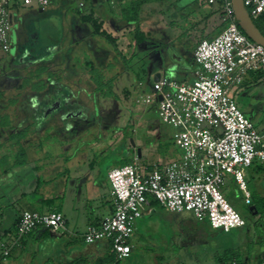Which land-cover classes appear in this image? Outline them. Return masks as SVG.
Instances as JSON below:
<instances>
[{
	"label": "rangeland",
	"instance_id": "1",
	"mask_svg": "<svg viewBox=\"0 0 264 264\" xmlns=\"http://www.w3.org/2000/svg\"><path fill=\"white\" fill-rule=\"evenodd\" d=\"M64 2L56 0L46 12H42L37 4H34L38 11L27 22V29L29 34L37 36L35 43L38 49L55 45V36L51 34H58L60 42L70 43L59 50L55 58H60L61 53L68 56L67 66L66 62L61 65L63 68L67 67L70 77L67 80L69 87L63 90V95L71 99L69 101L75 105L73 108L80 109L84 117H65L72 111L71 107L65 106L53 111L48 118L41 116L31 104V97L44 98L45 88L48 89L50 83L56 84L62 80V74L44 77L41 68L35 69L30 71L28 85H19V82L25 80H15L13 76L25 71H22L21 67L6 71L3 68V58L6 54L0 50V72H4L0 75V108L1 113L9 117L12 126L8 131L4 128L0 130V144L3 146L0 153L9 155L3 166L7 165L6 169L9 168L10 173H16L25 179L40 178L41 182H44V188L50 187L51 192L60 195L59 199L54 200L52 208L68 218L70 228L67 226V230H72L75 229L76 221L85 220L87 212L97 214L100 211L105 189L101 184L93 189L92 196L89 197L90 185L103 178L109 181L108 174L111 169L135 161L134 148L129 146L132 137L135 138L140 133L144 142L159 154L164 153L159 146H166L168 153L165 155L168 161L179 157L171 135L167 134L164 142L154 139L156 130H161L162 127L170 129L171 132L172 130L163 125L156 106L144 105L143 99L148 95H155L156 72L164 73L175 80L181 79L179 71L185 60L190 58L193 45L198 42L194 26L201 24L200 19L213 15L205 25H222L223 18L219 0L214 4H210L209 0H147L140 5L137 14L131 12V17L137 16V20L132 18L128 22L135 29L139 27V30H134L131 37L118 40L117 48L101 36H94V41L93 38L86 41L77 40L76 45H71L76 26L83 25L80 21L81 15L90 13L92 3L91 0ZM81 3L84 6L81 7ZM103 6V10L108 13L110 4L106 2ZM114 10H117V7ZM48 25L56 28L60 25L61 31L48 28ZM260 26L264 31V23ZM224 27L223 25L221 31ZM141 33L145 38L138 42L135 35L141 38ZM92 43L95 44L96 50L92 49ZM30 50L34 52V48ZM95 51L101 53L100 58L105 55L108 57V51H111L112 54L109 55L113 63L108 73L113 77L106 78L99 69V64L95 62ZM91 61L98 66H94V76L99 83L88 77L91 71V64L88 62ZM73 64L79 73L78 77H72L75 71ZM104 70L107 72L108 69L105 67ZM114 71L117 72L115 77ZM251 74L258 75L259 79L263 76V73L251 72L246 77ZM245 78L242 85L234 89L232 97L241 109L247 105L261 113L260 119L252 122L259 133H264V84H256L254 80L244 83ZM40 84L43 87H39ZM41 113L44 111L41 110ZM26 127H29L26 133L12 136L13 140L2 143L12 132L19 133ZM142 151L143 157L139 158V162L145 166L147 154L145 150ZM16 161H24L27 164L32 162V165L22 168L18 174L19 169H12V163L14 165ZM263 165V162L257 161L246 179L253 202L256 197H264ZM16 180L17 177L14 181ZM9 186L11 193L16 186ZM221 192L247 224L241 230H234L232 237L242 252L247 249L251 252L254 246L259 247L261 241L264 242V219L252 213L251 207L254 204L246 203L244 193L232 176L226 175L225 186L221 188ZM109 197L111 196H105ZM259 224L261 227L256 226ZM86 228V225H82L79 230L84 232ZM143 257L144 259L136 258L134 264H150L149 260L154 256L147 254ZM125 261L130 262L125 259L121 264ZM240 262H245L244 258ZM247 264H255V258L252 256Z\"/></svg>",
	"mask_w": 264,
	"mask_h": 264
},
{
	"label": "built area",
	"instance_id": "2",
	"mask_svg": "<svg viewBox=\"0 0 264 264\" xmlns=\"http://www.w3.org/2000/svg\"><path fill=\"white\" fill-rule=\"evenodd\" d=\"M219 1L226 25L217 36L197 46L195 81L180 82L163 75L154 82L155 95L143 99L144 105L157 107L161 122L173 130L179 157L150 169L136 156L132 164L109 171L114 211L98 225H89L83 235L87 244L109 241L116 260L105 264H121L130 257L136 220L152 200L172 213H191L197 221L209 222L214 230L230 232L246 226L221 188L230 175L246 203H252L247 170L257 161L264 162V133H259L242 113L232 92L251 72L263 73L260 81L264 84V47L240 29L231 0ZM52 2L0 0L1 49L8 53L12 47V10L37 4L44 12ZM243 2L252 19H264V0ZM41 227L63 233L67 221L56 211L24 212L17 225V238ZM8 255L6 249L4 256ZM231 264L246 263L235 260Z\"/></svg>",
	"mask_w": 264,
	"mask_h": 264
},
{
	"label": "crops",
	"instance_id": "3",
	"mask_svg": "<svg viewBox=\"0 0 264 264\" xmlns=\"http://www.w3.org/2000/svg\"><path fill=\"white\" fill-rule=\"evenodd\" d=\"M55 1L56 0H53L49 7H51ZM138 1L140 0H114L112 4L111 0H91L92 9L90 13H93L97 19L102 21L107 32L112 34L115 38L118 40L126 39L131 37L132 32L136 30L133 25L128 24L130 21L126 18V10L131 9ZM106 2L110 4L108 13L103 10V5ZM35 6L34 4L29 7L21 6L12 10V47L10 51L6 53L0 46V50L6 54V57L3 58V68L7 71L21 67L22 71L25 72L22 74H14L13 77L15 80H25V82L30 77V71H34L35 69L40 70L41 68L43 71L42 76L44 77H48V75L55 76L57 73H61L63 79L56 84L50 83L48 89L45 88V92H43L44 98L38 99L36 96L31 97V100H33L31 104L34 106V109L38 110L40 115L45 118H48L53 111L59 110L63 106L66 108L71 107L70 109L72 110L70 115L65 114V117L68 118L73 116L83 118L84 113L80 109H74L73 107L75 105L73 106L71 104L72 102L69 101L71 99L68 97L65 98L63 95V92L69 87V81L67 80L70 77L67 67L63 68L61 65L66 62L65 65L67 66L68 56H63L61 53L62 56L59 55L60 58H55L57 52L62 48L64 49L70 43L68 41L60 42L58 34H51V36H55V45L49 48L41 47L38 49L35 43L37 36L35 34H29L27 29V22L32 19L38 11L36 8L37 6ZM115 7H117V10H114ZM211 16L213 15H207L200 19L201 24L194 26V33L197 35L198 42L193 45L190 58L185 60V63L182 65L179 71L182 76L180 80L176 79L177 81L186 83H193L195 81V73L199 69V66L194 62V52L197 46L204 39H212L217 36L223 27V25H205L207 21L209 22ZM80 21L82 22V20ZM82 24L83 25L76 26V33L74 34L73 43L71 45H76V43H78L77 40L86 41L92 40L91 38H93L92 41H94V35L92 34L93 27L83 22ZM59 26L60 25L56 28L53 25H48V28L52 27L53 30L61 31ZM91 46L92 49H95V44L92 43ZM128 46H131V44H128ZM33 48L34 52L30 50ZM98 53L95 62L99 64V69H101L106 78L113 77V75L108 73L113 63L110 60L111 55H109L112 54L111 51H108V57L105 55L104 58H100L101 53ZM91 62L93 63V61ZM95 62L93 65L98 67ZM72 67L74 68L75 65L73 64ZM105 67L108 69L107 72L104 70ZM59 68L61 70H59ZM74 69L75 71H73L72 77H78L79 73L76 68ZM2 74H4V72L1 70L0 75ZM157 74H160V77L163 75L166 76L159 71L156 72L155 76ZM116 75L117 72L114 71V77ZM257 76L258 75H249L245 78L244 83L248 81L252 82L253 80L256 84L260 83L261 78L259 79ZM88 77L91 79L90 73ZM19 83V85H22L24 82ZM39 87H42L41 84ZM41 110L42 112L44 111V113H41ZM241 111L251 121L256 122V120L260 119L261 113L256 108L245 105L244 109H241ZM142 126L147 128L145 125ZM170 132V129L166 130L162 127L161 130L155 131L154 139L164 142L167 134L171 135V139H173V130L171 133ZM133 134H135V130ZM6 141H11L10 135L7 136V139H3L2 143H6ZM123 141L124 139L122 137V142ZM129 146L134 148L133 153L140 159L143 157L142 150H145L147 154L145 166L150 169L168 162L167 155H165L168 153L167 147L160 145V150L164 153L159 154L155 152L154 149L149 147L148 143L144 142L140 133H138L135 138H131ZM139 149L141 151L140 154L138 153ZM1 156L2 154L0 153V157ZM31 163H24L23 165L12 167V169H19V174L22 168L31 166ZM254 164L247 170L246 179L250 176ZM6 167L7 165H5L3 170L0 169V264H105L110 262L109 259L112 251L109 241L102 240L93 244H87L83 239L84 232L87 228L84 232L79 230V227L82 225H86V227L89 225H98L104 218L112 215L114 211L112 197L105 198L106 195L111 196V186L108 180L105 178L101 181L95 180L93 184L90 185L89 197L92 196V191L97 186L102 184V188L105 189V195L101 198L100 211L97 214H95V212H87L84 218L85 220L76 221L74 223L75 229H69L63 233H54L49 229L41 227L18 239L15 229L22 214L24 212L47 213L54 211L52 206L45 205L43 200H56L59 199L60 195L51 192L52 189L50 187L44 188V182H41L40 178H21L17 176L16 173H14L15 175L10 173L11 170L9 171V168L6 169ZM16 177L17 183L14 181ZM18 179L20 183H18ZM12 184L16 187L13 189L11 188L13 192L10 193L9 185ZM186 213H172L167 211L155 200H152L150 205L143 207V215L140 219L136 220L135 231L131 239L132 252L130 257L126 259L130 260V262L125 261L124 264H134L136 258L144 259L143 255L147 254L154 256L149 260L150 264H218V256L224 251L234 248L242 252L240 246L237 245L234 239L230 242L229 235H232L234 230L230 232L214 230L209 222H199L192 214L190 215V213H188L189 215H186ZM62 215L64 216L63 213ZM65 218L67 226L70 228L69 220L66 216ZM243 228L235 230H241ZM252 243L255 245L254 242ZM6 249H9L8 256H4ZM248 252V249L242 252L244 263L247 264L253 256L255 258V264H260V262L264 261V242L261 241L259 247L254 246L249 254Z\"/></svg>",
	"mask_w": 264,
	"mask_h": 264
},
{
	"label": "trees",
	"instance_id": "4",
	"mask_svg": "<svg viewBox=\"0 0 264 264\" xmlns=\"http://www.w3.org/2000/svg\"><path fill=\"white\" fill-rule=\"evenodd\" d=\"M146 1L147 0H140L137 3H135V5H133L131 7V9L126 10V13H127L126 14V18L129 21H131L132 18L135 19V20H137V16H136V18L135 17H131V12L132 13L134 12V14H137V11H138L140 5L143 4ZM219 3H220V1H219ZM220 5H221V3H220ZM221 9H222V7H221ZM223 15H224L223 10H221V16L223 17ZM81 20H82L83 23L90 24L93 27V33L92 34L94 36L104 37L106 39V41H108L109 43H111L115 48L118 47V39L115 38L109 32H107V30L104 28V23L102 21H100L99 19H97L94 16L93 13H89V14L82 15ZM253 21H254L255 25L260 29V31L264 34V31L262 30V28L260 26L262 23H264V19L258 18V19H253ZM222 25L225 26L226 23H223ZM138 30H139V27H137V29L135 31H138ZM135 36L137 37L138 42H140L141 40H143L145 38V36L143 34H142V37L141 38H139L137 36V34ZM118 54H120V53H118ZM88 64H91V71H90L91 79H93V81L95 80L97 82V77L94 76V72H95L94 65H93L92 62H88ZM97 83H99V82H97ZM23 84L28 85V80L26 82H24ZM1 95L2 94L0 93V98H1ZM2 128H4V129L7 130L8 128L9 129L12 128V126H10V120H9V117L7 116V114H2L1 113V110H0V130ZM28 128L29 127L24 128V130L20 131L19 133L12 132L10 136L12 137V136H15V135L24 134V133L27 132ZM11 140H12V138H11ZM1 148H2V145H0V149ZM23 155H25V154H23ZM8 158H9V155H6V154H3L0 157V169L3 170V168H4V166H3L4 165V161L7 160ZM24 163H25L24 161L23 162L22 161H20V162L19 161H16L14 163L13 167L14 166L23 165ZM263 168H264V165H263ZM53 202H54V199L43 200V203L45 205H47V206H52ZM252 204H254V206L256 207V208H254L252 210V213L254 214L255 211H257V214L256 215H258L260 218H263L264 219V197H256L254 199V202H252ZM56 212H58V211H56ZM246 226H247V224H246ZM256 226L259 227L260 224L259 225H256ZM15 230L17 231V227H16ZM229 239H230V242L233 240L232 235H229ZM250 243L253 244L252 242H250ZM248 254H249V252H248ZM109 260H110V262L115 261L116 260V255H114L112 253ZM235 260L236 261H239V262L242 261L243 260V253L237 251L234 248H230L229 250L224 251L222 254H220L218 256V264H231Z\"/></svg>",
	"mask_w": 264,
	"mask_h": 264
},
{
	"label": "water",
	"instance_id": "5",
	"mask_svg": "<svg viewBox=\"0 0 264 264\" xmlns=\"http://www.w3.org/2000/svg\"><path fill=\"white\" fill-rule=\"evenodd\" d=\"M232 9L234 12V16L237 20V23L240 29L246 34V36L254 41L257 44H260L264 47V34L260 31V29L255 25L252 17L248 13L243 0H231ZM160 79V74L155 76L154 81H158ZM140 149L138 153L140 154ZM256 208L255 206L251 207V211ZM257 214L255 211L254 215Z\"/></svg>",
	"mask_w": 264,
	"mask_h": 264
}]
</instances>
